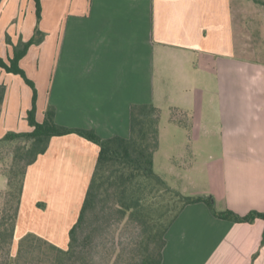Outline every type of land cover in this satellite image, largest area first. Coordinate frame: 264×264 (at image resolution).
<instances>
[{
    "label": "crops",
    "instance_id": "obj_1",
    "mask_svg": "<svg viewBox=\"0 0 264 264\" xmlns=\"http://www.w3.org/2000/svg\"><path fill=\"white\" fill-rule=\"evenodd\" d=\"M40 3L44 38L19 61L37 91V122L49 104L59 125L128 137L133 103H152L161 114L164 103L170 113L190 111L191 127L202 126L210 147L219 146L210 155L222 178L211 194L221 205L216 209L264 213L263 0ZM35 25L34 0H0V57L12 56L6 35L13 44L26 41ZM0 83L6 87L0 138L31 131L32 89L3 68ZM98 151L75 133L50 139L27 168L15 243L33 232L67 247ZM263 231L260 218L232 222L203 202L187 204L165 233L162 264H264Z\"/></svg>",
    "mask_w": 264,
    "mask_h": 264
},
{
    "label": "trees",
    "instance_id": "obj_2",
    "mask_svg": "<svg viewBox=\"0 0 264 264\" xmlns=\"http://www.w3.org/2000/svg\"><path fill=\"white\" fill-rule=\"evenodd\" d=\"M40 1L34 0L36 25L32 37L26 41L20 38L13 44L6 35V43L12 46V56L7 61L0 57V68L18 74L32 89L31 108L26 115L32 130L8 131L0 138V156L3 149H10L11 154L8 167L0 169V174L7 177L5 189H0V264H95L92 247L96 240L107 230L115 231L120 224L133 226L138 234L112 259V252L109 253L104 264H162L166 231L187 204L197 202L205 203L217 218L248 223L257 218L264 220V213L258 211L239 215L227 208L218 210L213 196L184 195L168 184L164 174L155 173L153 161L159 148L161 111L152 103L131 104L128 137L102 138L93 129L59 125L54 119L55 108L49 104L43 121L37 122V91L33 81L20 68L19 61L32 44H39L44 38V32L38 27ZM5 90V85L0 83V110ZM187 118L181 110L171 109L172 122L186 127ZM70 133L95 143L99 151L77 219L68 232V245L58 247L33 232L23 234L15 243L27 168L46 151L53 136Z\"/></svg>",
    "mask_w": 264,
    "mask_h": 264
},
{
    "label": "rangeland",
    "instance_id": "obj_3",
    "mask_svg": "<svg viewBox=\"0 0 264 264\" xmlns=\"http://www.w3.org/2000/svg\"><path fill=\"white\" fill-rule=\"evenodd\" d=\"M161 110L160 142L153 164L155 173L164 174L168 184L184 195H214L213 190L221 189L222 178L219 165L212 164L210 155L218 153L219 146L210 147L209 139L202 126L191 127V121H193L191 116H194V113L189 111L185 127L170 121L168 104L164 103ZM212 138L218 140L219 137L215 133ZM9 151L10 149H3V155L0 156L3 158L0 160V169H6L10 163ZM1 175L5 176V174ZM2 182L3 176L0 177V187L3 185ZM213 199L217 208H220L217 197L213 196ZM1 201L2 199L0 204ZM137 232L138 230L133 226L123 224H120L115 231H105L92 247L94 263L104 264L111 252L112 259L118 250L128 246L130 241L134 240Z\"/></svg>",
    "mask_w": 264,
    "mask_h": 264
}]
</instances>
